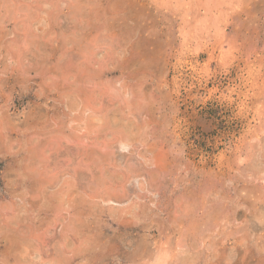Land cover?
Listing matches in <instances>:
<instances>
[{
	"label": "rangeland",
	"instance_id": "374dc122",
	"mask_svg": "<svg viewBox=\"0 0 264 264\" xmlns=\"http://www.w3.org/2000/svg\"><path fill=\"white\" fill-rule=\"evenodd\" d=\"M181 263L264 264V0H0V264Z\"/></svg>",
	"mask_w": 264,
	"mask_h": 264
},
{
	"label": "bare ground",
	"instance_id": "6f19581e",
	"mask_svg": "<svg viewBox=\"0 0 264 264\" xmlns=\"http://www.w3.org/2000/svg\"><path fill=\"white\" fill-rule=\"evenodd\" d=\"M72 99H73V98H72ZM75 102H76V101H75ZM73 104H74V102H73ZM77 105H78V104H77ZM75 106H76V105H75ZM72 112H73V111H72ZM131 121H132V120H131ZM125 123H126V122H125ZM129 123H130V122H129ZM132 124H133V123H132ZM137 127H138V126H137ZM123 128H124V127H123ZM124 129H125V128H124ZM122 134H123V133H122ZM126 138H127V137H126ZM57 142H58V141H57ZM109 145H110V144H109ZM108 148H109V147H108ZM110 148H111V147H110ZM114 149H115V148H114ZM42 150H43V149H42ZM113 152H114V151H113ZM110 154H111V153H110ZM35 155H36V154H35ZM122 157H123V156H122ZM125 158H126V157H125ZM128 158H129V157H128ZM44 159H45V158H44ZM124 161H125V160H124ZM43 167H44V166H43ZM45 167H46V166H45ZM29 168H30V167H29ZM131 168H132V166H131ZM43 169H44V168H43ZM49 169H50V168H49ZM105 169H106V168H105ZM41 170H42V169H41ZM47 170H48V169H47ZM103 170H104V169H103ZM121 170H122V169H121ZM129 170H130V169H129ZM131 171H132V169H131ZM155 171H156V170H155ZM57 172H58V171H57ZM107 172H108V171H107ZM115 172H116V171H115ZM115 172H114V173H115ZM138 172H139V171H138ZM156 172H157V171H156ZM28 173H29V172H28ZM105 173H106V172H105ZM110 173H111V172H110ZM120 173H121V172H120ZM120 173L117 171V175L120 174ZM129 173H130V172H129ZM55 174H56V173H55ZM55 174H54V175H55ZM77 174H79V173L76 172V175H77ZM112 174H113V173H112ZM115 174H116V173H115ZM124 174H125V173H124ZM137 174H138V173H137ZM156 174H157V173H156ZM54 175H53V176H54ZM59 175H60V173H59ZM61 175H62V173H61ZM154 175H155V174H154ZM154 175H153V176H154ZM55 176H57V175H55ZM89 176H90V175H89ZM104 176H106V174H105ZM110 176H111V175H110ZM114 176H115V175H114ZM118 176H119V175H118ZM118 176H117V177H118ZM155 176H156V175H155ZM45 177H46V176H45ZM77 177H78V176H77ZM115 177H116V176H115ZM119 177H120V176H119ZM123 177H124V175H123ZM38 178H39V177H38ZM58 178H59V177H58ZM80 178H81V177H80ZM97 178H98V177H97ZM121 178H122V177H121ZM127 178H128V179H127ZM154 178H155V177H154ZM59 179H60V178H59ZM110 179H111V177H110ZM50 180H51V179H50ZM71 180H72V179H71ZM115 180H116V179H115ZM119 180H120V178H119ZM129 180H130V175L127 174V176L124 177V181H123V182L126 183V182H128ZM120 181H121V180H120ZM51 182H52V180H51ZM47 183H48V182H47ZM53 183H54V182H53ZM67 183H69V185H67L69 188H70V185L73 184V182H72V183H71V182H67ZM114 183H115V182H114ZM120 183H122V182H120ZM57 184H58V183H57ZM61 184H62V183H61ZM116 184H117V183H116ZM52 185H53V184H52ZM122 186H124V185L122 184ZM57 187H58V186H57ZM40 188H41V187H40ZM69 188H68V190H69ZM119 188H120V186H119ZM123 188L125 189V187H123ZM42 189H44V188H42ZM70 190H71V189H70ZM70 190H69L68 192H71ZM109 191H110V190H109ZM43 192H44V191H43ZM122 192H123V191H122ZM125 192H126V190H125ZM133 192H134V191H133ZM41 193H42V192H41ZM65 194H67V193H65ZM78 194L80 195V193H78ZM44 195H45V194H44ZM46 195H47V194H46ZM54 195H55V194H54ZM68 195H70V194H68ZM83 195H84V193H83ZM89 195H90V194H89ZM91 195H92V194H91ZM91 195H90V196H91ZM107 195H109V194H107ZM118 195H119V194H118ZM126 195H127V194H126ZM87 196H88V194H87ZM55 197H57V195H56ZM58 197H59V196H58ZM58 197H57V198H58ZM107 197H108V196H107ZM112 197H113V196H112ZM80 198H81V197H80ZM86 198H88V197H86ZM86 198H85V199H86ZM92 198H93V197H92ZM105 198H106V197H105ZM82 199H84V198H82ZM97 199H98V198H97ZM105 200H106V199H105ZM92 201H93V200H92ZM108 201H109V200H108ZM136 202H137V201H136ZM61 203H62V201H61ZM62 204H63V203H62ZM94 204H95V203H94ZM137 204H138V203H137ZM247 205H248V204H247ZM57 207H58V206H57ZM177 207H178V206H177ZM158 208H159V207H158ZM185 208H187V207H185ZM56 209H57V208H56ZM112 209H113V208H112ZM126 210H127V209H126ZM129 210H130V209L128 208L127 211H129ZM112 211H113V210H112ZM188 212H189V211H188ZM191 212H192V211H191ZM117 213H118V212H117ZM124 216H125V215H124ZM129 216H130V215H129ZM73 217H74V216H73ZM145 217H146V216H145ZM180 217H181V216H180ZM183 217H184V216H183ZM183 217H182V218H183ZM191 217H192V216H191ZM56 220H57V219H56ZM195 220H196V219H195ZM176 222H177V221H176ZM197 222H198V221H197ZM10 223H11V222H10ZM120 223H121V222H120ZM15 224H16V223H15ZM176 225H177V224H176ZM76 226H77V225H76ZM190 227H191V226H190ZM12 229H13V228H12ZM252 230H254V229H252ZM198 233H199V232H198ZM16 234H17V233H16ZM19 237H20V236H19ZM9 238H10V237H9ZM66 240H67V239H66ZM61 241H62V240H61ZM27 242H28V240H27ZM11 244H12V243H11ZM213 245H214V244H213ZM145 246H146V245H145ZM158 247H159V246H158ZM73 248H74V247H73ZM144 248H145V247H144ZM162 248H163V247H162ZM157 249H160V247L157 248ZM165 249H166V247H165ZM165 249H164V250H165ZM158 252H159V251H158ZM161 252H163V250H162ZM164 252H165V251H164ZM165 253H166V252H165ZM167 253H168V252H167ZM160 255L163 256L164 254L162 255V254L160 253ZM223 255H224V254H223ZM184 256H185V255H184ZM151 257H152V256H151ZM224 257H225V256H224ZM242 257H243V256H242ZM222 258H223V257H222ZM259 258H260V257H259ZM160 259H161V258H160ZM185 259H187V258H185ZM194 260H195V259H194ZM194 260H193V261H194ZM231 260H232V259H231ZM223 262H224V260H223ZM233 262H234V261H233ZM230 263H232V262H230ZM181 264H182V263H181Z\"/></svg>",
	"mask_w": 264,
	"mask_h": 264
}]
</instances>
